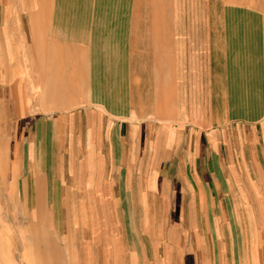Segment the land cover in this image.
Masks as SVG:
<instances>
[{
    "label": "crops",
    "instance_id": "crops-1",
    "mask_svg": "<svg viewBox=\"0 0 264 264\" xmlns=\"http://www.w3.org/2000/svg\"><path fill=\"white\" fill-rule=\"evenodd\" d=\"M0 264H264V0H0Z\"/></svg>",
    "mask_w": 264,
    "mask_h": 264
}]
</instances>
